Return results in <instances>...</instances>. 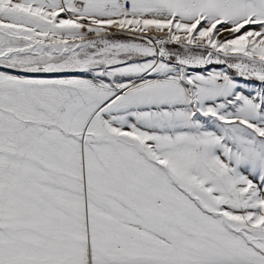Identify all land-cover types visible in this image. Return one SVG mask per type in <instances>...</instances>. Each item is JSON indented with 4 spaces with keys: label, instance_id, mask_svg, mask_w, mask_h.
Listing matches in <instances>:
<instances>
[{
    "label": "snow or ice",
    "instance_id": "obj_1",
    "mask_svg": "<svg viewBox=\"0 0 264 264\" xmlns=\"http://www.w3.org/2000/svg\"><path fill=\"white\" fill-rule=\"evenodd\" d=\"M0 264H264V0H0Z\"/></svg>",
    "mask_w": 264,
    "mask_h": 264
}]
</instances>
